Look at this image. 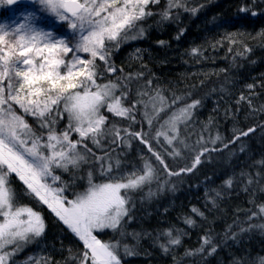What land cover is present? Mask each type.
I'll use <instances>...</instances> for the list:
<instances>
[{"label": "snow or ice", "instance_id": "1", "mask_svg": "<svg viewBox=\"0 0 264 264\" xmlns=\"http://www.w3.org/2000/svg\"><path fill=\"white\" fill-rule=\"evenodd\" d=\"M18 2L0 0V5ZM32 2L46 17L23 11L11 23H0V264H10L26 244L46 230L41 211L22 203L21 195L45 206L81 243L75 253L68 249L65 264H124L125 257L137 255L134 247L122 240L105 241L102 234L110 230L127 235L123 226L133 219V194L143 193L147 200L165 190L175 191L177 182L171 178L195 172L209 153L229 148L255 128L235 130L231 139L216 146L219 135L203 134L212 124L209 120L196 140L189 142V129L195 124L201 100L192 99L191 93L163 89L145 71L116 66L114 52L130 40L144 38L143 21L157 15L156 24L163 25L179 20L181 12L194 16L200 8L190 6V0H164L159 12L150 6L161 5L162 0ZM239 11L257 15L248 6ZM47 17L55 18L53 23L66 24L70 34L57 35L36 26L37 20L43 22ZM183 34L181 28L174 38ZM251 38L264 40V31ZM225 39L231 45L242 43L235 33ZM216 44L222 46V41ZM249 51L243 44V52L236 54ZM190 54L201 57L203 51L193 48ZM133 140L144 146L143 164L129 171L121 167L119 154L113 153L121 146L131 147ZM189 158L190 164L173 166ZM260 163L264 165V161ZM97 174L102 178L99 182ZM14 180L23 185L22 193L17 192ZM81 181H86L87 187L78 192L76 186ZM252 183L249 177L248 184ZM225 184L231 188L232 179ZM221 196L217 191L209 198L212 208ZM252 203L255 210H249L248 220L264 219V203ZM191 213L183 221L190 228L197 226L194 217L207 219L199 208L193 207ZM253 227L257 225L250 223L241 232ZM258 227L264 229V223ZM187 234L184 229L170 227L160 233L166 243H159V236L156 241L169 253ZM131 235L138 241L141 234ZM225 236L238 238L231 226ZM216 251L214 237L208 233L201 237L198 248L186 250L184 255ZM174 260L181 264L176 257ZM43 264L50 260L43 259ZM258 264H264V257Z\"/></svg>", "mask_w": 264, "mask_h": 264}, {"label": "trees", "instance_id": "2", "mask_svg": "<svg viewBox=\"0 0 264 264\" xmlns=\"http://www.w3.org/2000/svg\"><path fill=\"white\" fill-rule=\"evenodd\" d=\"M163 4L164 0L161 5L150 7L159 12ZM190 6L200 8L196 15L181 12L179 20L163 25L156 24L157 15L143 21L146 28L144 38L122 44L114 52L113 60L116 63L120 52L137 45L139 53L130 69L125 68L126 71H145L163 89L191 93L192 99L201 100L194 117L195 124L189 129V142L196 140L209 120L212 124L203 134L206 137L210 134L212 138L219 135L221 140L216 146H222L223 141L231 139L235 130L255 128V131L223 151L209 153V158L195 172L171 178L177 182L175 191L165 190L147 200L143 193H134L136 207L133 219L123 226L127 235L119 236L108 230L102 238L105 241L122 240L134 247L137 255L125 257L124 264H175L174 257L181 264H239L240 261L258 264V259L264 257V229L258 225L264 223V219L249 221L248 217L249 210H255L252 201L264 203V165L260 163L264 161V40L251 37L264 31V0H190ZM242 6H248L257 15L240 12ZM39 7L37 4L14 7L3 4L0 23H11L23 11H34L38 17H46L47 14L41 13ZM54 20L53 17H47L43 22L37 20L36 26L54 30L57 35L69 34L65 24L53 23ZM181 28L184 34L177 40L174 37ZM232 33L242 43L229 44L225 37ZM159 41L166 44L162 46ZM217 41H222V46L217 45ZM243 44H247L251 51L237 55V52H243ZM230 47L233 51H229ZM193 48L201 49L203 56L193 57L190 54ZM249 85L253 87L249 88ZM241 96L245 99L241 100ZM143 148L133 140L131 147L121 146L113 156L119 154L121 167L125 170L141 167ZM186 163H191L190 158L179 160L173 166L180 168ZM249 177L252 184H248ZM229 178L233 181L231 188L225 184ZM101 179L97 174L96 182ZM86 187V181H81L76 191H83ZM151 187L155 191L156 185ZM217 191L222 196L216 200L217 207L212 208L209 198L214 197ZM193 207L204 211L207 219L194 217L197 226L190 228L183 221L184 217L192 215ZM42 213L47 227L50 222L48 213L45 210ZM250 223L257 227L241 232V228H248ZM229 226L238 234L237 239L226 238ZM170 227L184 229L188 234L182 237L180 246L164 253L159 243H166L167 238L160 233ZM132 233L141 234L140 239L134 240ZM208 233L214 237L217 251L212 255L186 257L185 251L198 248L201 237ZM158 236L159 243L156 241ZM53 237L54 247L48 258L50 264H65L68 249L72 248L75 253L82 247L75 237L73 241H67L69 248L63 239L56 241ZM34 255L32 250L23 249L10 264H33Z\"/></svg>", "mask_w": 264, "mask_h": 264}, {"label": "rangeland", "instance_id": "3", "mask_svg": "<svg viewBox=\"0 0 264 264\" xmlns=\"http://www.w3.org/2000/svg\"><path fill=\"white\" fill-rule=\"evenodd\" d=\"M29 6H31V5H29ZM0 7H1V5H0ZM3 23H10V22H3ZM66 28H67V25H66ZM68 32L70 34L69 29H68ZM137 50H139L137 45H131V46H128L127 48H125L122 52H120L117 55L116 66L117 67L123 66L126 69H130V67L134 63V60H135L137 54L139 53V51H137ZM131 169H126V170L130 171ZM13 183L15 185L17 192L22 193L23 185L18 180H14ZM20 199H21V202L24 204L37 207L41 211V213L44 212V210H45L48 213L49 220H50V222L48 223V225L46 227L45 233L41 237L36 238L34 242L26 244L21 249V250H23V249L32 250V255L35 254L34 255V257H35L34 262H36V261L43 262V259L49 258V254L53 250V247H54L53 241L51 240L52 236L55 235L56 241L63 239L64 240L63 243H65V246L66 245L68 246L67 241H73L72 238H74V236L70 232H68L60 222H58V220L54 216V214H52L45 206L38 204V202L35 201L34 199H32L31 197L21 195ZM42 215H43V213H42ZM53 230H55L54 231L55 233L49 234L50 236H48V234H46V232L50 233L51 231L53 232ZM106 232H108V231H106ZM34 262H33V264H34Z\"/></svg>", "mask_w": 264, "mask_h": 264}, {"label": "water", "instance_id": "4", "mask_svg": "<svg viewBox=\"0 0 264 264\" xmlns=\"http://www.w3.org/2000/svg\"><path fill=\"white\" fill-rule=\"evenodd\" d=\"M16 5H34L32 0H19V2L15 5H8L9 7H14Z\"/></svg>", "mask_w": 264, "mask_h": 264}, {"label": "bare ground", "instance_id": "5", "mask_svg": "<svg viewBox=\"0 0 264 264\" xmlns=\"http://www.w3.org/2000/svg\"><path fill=\"white\" fill-rule=\"evenodd\" d=\"M53 233H55V232H53ZM53 233H52V234H53ZM48 234H49V233H48ZM48 236H50V235H48ZM51 236H52V235H51ZM54 237H55V235H54ZM54 237H53V238H54ZM49 240H50V239H49ZM50 241H51V240H50ZM64 244H65V243H64ZM68 244H69V243H68ZM66 246H67V245H66ZM65 248H66V247H65ZM68 248H69V246H68ZM69 249H70V248H69ZM71 249H72V248H71Z\"/></svg>", "mask_w": 264, "mask_h": 264}]
</instances>
